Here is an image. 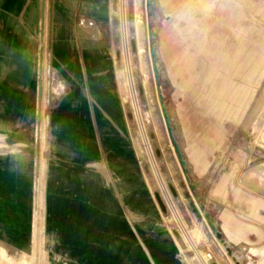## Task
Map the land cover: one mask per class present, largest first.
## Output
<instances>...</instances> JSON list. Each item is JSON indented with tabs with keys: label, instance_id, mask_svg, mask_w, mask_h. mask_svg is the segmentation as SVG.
<instances>
[{
	"label": "rangeland",
	"instance_id": "rangeland-1",
	"mask_svg": "<svg viewBox=\"0 0 264 264\" xmlns=\"http://www.w3.org/2000/svg\"><path fill=\"white\" fill-rule=\"evenodd\" d=\"M53 1L37 0L36 5L30 7V2L24 9V11L33 10L32 19L29 22L24 21L27 29L36 30V25L31 21H35L38 15H40V24L39 33L36 35L39 50L31 36L27 35L24 40L25 51L29 53L25 56V63H36L39 91H36L34 82L25 79L23 96L25 100L32 102L39 100L36 108V112H39V137L40 134L45 133L43 134L45 143L39 141L42 159L40 158L38 165L39 175L31 232L37 226L34 225V217L37 213L36 197L39 194L46 195L42 186V171L43 154L47 151V139L51 133L47 121L51 114L60 111L53 108L64 95L66 88L62 74L56 69L59 61L50 58L55 30L52 18ZM206 2L212 3V6L207 8L204 5ZM104 3L105 5L108 3L113 12L111 18L104 19V25L107 26L106 37L110 36L111 41L82 40L83 62L93 61L86 55V52L91 53L85 44L87 43L94 45L99 54L104 56L115 54L117 68L124 69L127 66L126 72L128 70V77L132 79L130 86L133 97L130 91L123 93L125 99L123 106L132 139L131 153L142 165L144 175L154 190L161 213L168 215V210H171L176 214V205L189 228L200 226L206 239L194 242L187 238L188 240L185 241L189 248L194 245L202 252L208 249L213 257L211 264H218L216 259L219 255L229 264L231 262L227 257H230L235 264H243V261L246 264L247 259L239 261L238 257L245 254L248 248H259L264 244V240L248 245L242 232L238 233L231 242L225 243L222 235L221 237L214 235L215 239L210 243L208 241L212 226L220 232L222 224H228L242 231L245 223H251L264 233V226L247 219L245 211V201L250 197L264 203V188L256 185V181L248 183L246 179L248 171L257 166H264V73L260 72L257 73L259 77L255 76V80L256 78L258 80L253 82L249 89L251 96L249 101H241L238 104L240 106L238 111L233 110L221 116L209 106L210 83L199 80L196 73L201 72L202 69L205 72L210 65H213L214 69L223 75L226 71L222 59L216 61V58L234 52L239 42L245 47V51L258 52L257 57L264 54L260 53L264 47V0H139L138 9L141 19L137 22L133 0H104ZM85 5L86 3L83 7H86ZM124 7L125 11H123ZM89 8L91 7H87ZM97 15L102 16L99 10ZM136 29H141L142 32L140 35L144 46L142 62L136 53L138 38L135 36ZM203 34L207 39L205 47L210 53L194 45L195 40L200 39ZM75 45L76 41L72 39L66 48L60 47L68 52L67 55L63 54L65 59L72 60ZM192 60L196 63L194 70L191 71L189 67ZM143 72L147 76L145 82H143ZM233 78L236 82L240 81L238 77ZM33 107L35 105L25 106L24 109L31 111ZM24 127L29 128L31 125L25 121ZM58 127L55 132L62 135ZM62 130L64 132L67 129ZM261 130L262 137L259 143L257 137ZM66 134L65 137H71L70 134ZM144 143L147 146V153L144 150ZM2 146L6 148L4 139L0 136V148ZM150 166L161 181L159 188L153 187L154 177ZM248 175V180L256 176L254 172H249ZM259 186L261 189L258 188ZM72 198L80 201L66 217L72 229L79 230L81 226L90 224H95L97 231L102 229L101 225L106 223V216L74 215L76 211L94 212L90 210V205H93V195L85 198L72 196ZM115 198L122 207V200L116 196ZM40 212L43 216L40 223L44 224V210ZM258 213L264 216V209L259 208ZM176 217L182 225L179 216ZM130 218H134V215ZM172 223L169 222L170 225ZM173 224L171 225L173 239L179 247L184 248L185 243L183 239L178 238L176 225ZM177 226L180 228L182 238L184 226L182 228ZM46 231L45 226L40 233L42 238ZM249 237L255 239L254 234ZM48 240L46 239V243L41 244L40 247L34 240L32 241L29 251L32 264H54L52 259L58 261L55 264L61 262L59 259L66 262L64 264H72L60 252L51 256L48 251L53 241ZM97 240L100 242L86 248V256H88L87 260L84 259L86 264L139 263L132 249L124 257L119 252L122 247L116 242L107 243L99 237L95 238V241ZM205 243L208 246L216 243L217 252L206 248L208 246ZM218 244L223 249L227 248L229 254H226ZM71 248L75 249L76 259H79L81 247ZM105 249L110 250V253L105 252ZM174 254L177 260L173 259V261L182 264L177 258L178 251ZM105 258L110 259L109 263ZM252 262L256 264L257 259L253 258Z\"/></svg>",
	"mask_w": 264,
	"mask_h": 264
},
{
	"label": "crops",
	"instance_id": "crops-1",
	"mask_svg": "<svg viewBox=\"0 0 264 264\" xmlns=\"http://www.w3.org/2000/svg\"><path fill=\"white\" fill-rule=\"evenodd\" d=\"M31 1L0 0V136L6 145V148L0 151V238L17 247L24 246L31 237L33 204L39 175L38 165L42 155L39 144V112H36L39 100L36 99L32 102L25 100L23 96L25 79L34 82L36 91H39L36 63H25V56L29 55L25 51L24 45L27 35L33 38L35 46L39 50L36 35L39 33L40 15L36 17L35 21H31L36 25L35 31L27 29L23 20V11ZM82 3H86L85 6H92L95 10L105 6L104 0H74L72 10L64 9L66 14L64 12L63 34L76 41L75 55L79 63L75 64L72 60L69 64L60 61L56 66V69L62 74L67 88L53 108L61 112V125L58 127V131H61L62 135L59 138L57 154L51 153L49 145L43 154L42 186L47 199L49 198V201L52 200V203L54 201L57 204L69 201L72 196L85 198L91 194L102 197L104 194L112 193L120 198L122 192H130L131 168L144 173L142 165L136 159L135 163L131 165V139L129 126L125 120L124 106L119 96L117 97L116 84L108 80L112 70L109 69L106 72L103 68L96 71L95 93H92L90 83H88L90 76H88V69L83 62L84 47L81 41L104 42L107 39L110 42L111 40L110 36L106 37L107 26L104 25L102 17L91 15L86 11V7L83 11ZM204 5L210 8L212 3L206 2ZM15 10L17 13L14 12ZM79 30L82 32L80 33ZM206 40V36L203 34L200 39L195 40L194 45L210 53L205 47ZM63 52L64 55L68 54L67 51ZM260 53H264V47ZM257 54L256 51H245V47L239 42L234 52L216 58V61L222 59L223 68L226 71L223 75L216 71L213 65H210L205 72L202 69L201 72L196 73L199 80L210 83L211 93L208 96V103L212 109L217 111V115H225L233 110L238 111L240 108L238 104L241 101L248 102L251 98L249 89L252 83L258 80V78L255 80V76L259 77L257 73H264V69H262L264 54H260L259 57ZM195 63L194 60L190 62L191 71L194 70ZM93 65L94 63L90 64L94 68L96 65ZM233 77H238L240 81H234ZM33 105L35 107L31 111H25V106ZM107 113L110 114L107 115ZM25 121L31 127L25 128ZM63 128L67 130L63 132ZM67 132L71 134V137H65ZM114 175L123 181L121 183L123 189H119L112 182ZM95 181H100V184H93ZM245 205L246 218L264 226V216L258 213L259 208L264 209V203L254 198L251 200L250 197L245 201ZM71 211V209H67L62 212H54L57 218L52 219L51 232L56 231L54 234L58 235V242L69 249L81 247L79 255L82 257L80 256L79 259H86V248L100 242V240L95 241L97 237L107 243L116 242L122 247L119 251L120 255L126 256L131 249V240H136L140 235L138 231L131 228L129 222L127 224L125 220L117 217L124 216L127 219L129 215L123 204L120 209L112 213L102 210H91L94 212L83 210L74 213V215L81 216H106V223H103L102 229L98 231L95 224L81 226L79 230L72 229L66 219ZM57 222L59 223L57 224ZM250 224H244L242 231L224 224V231L220 227L222 228V232L221 229L220 232L224 236L225 232L229 234L233 241L238 233L243 232L244 234L247 230L244 239L250 245L256 239L257 241L264 240V233L257 230L255 224H251L252 226ZM252 232L256 239H250L249 236L253 234ZM252 249L256 251L254 258H264V244L259 248ZM105 252L110 253V250ZM140 262H142L141 259L138 264H141Z\"/></svg>",
	"mask_w": 264,
	"mask_h": 264
},
{
	"label": "bare ground",
	"instance_id": "bare-ground-1",
	"mask_svg": "<svg viewBox=\"0 0 264 264\" xmlns=\"http://www.w3.org/2000/svg\"><path fill=\"white\" fill-rule=\"evenodd\" d=\"M36 1L37 0L31 1L30 7H32L33 4L36 5ZM133 1H134V9H135V21L137 22V21H139L141 19L140 18L141 17L140 16V11L138 9V1L139 0H133ZM83 5L84 4L81 5L82 6L81 9L84 11L85 10V7H83ZM63 7H66L69 10H72L73 7H74V0H54L53 3H52V14H53V17L52 18H53V22H54L53 24H54V29L55 30H54V37H53V42H52V48H51V51H50L51 52L50 53L51 54L50 58H51V60L56 59L59 62L62 61V62H66V63L69 64L71 62H70L69 58H67V59L64 58V55H63L64 52L63 51L65 49L63 50V48L64 47L66 48L69 45L70 40H72V39H70L69 37H67L66 35L63 34L64 33L63 32L64 31V26H65L62 23L64 21V12H65ZM87 7H91L92 8V6H86V9H87ZM91 8L87 9L86 11H88L93 16L94 15H97V10H95L94 8H92V9ZM18 10H19V8H18ZM99 11L102 14L101 17H102L103 20L105 18H111L113 16V12L110 9V6H109L108 3H106V5L104 7H101L99 9ZM123 11H125V7H124ZM14 12L17 13L16 10ZM65 14H66V12H65ZM32 16H33V10L32 9H28V10H25L24 11V21L25 22H29L32 19ZM45 16H44V20H45ZM79 31H80V33L82 32L81 30H79ZM140 35H142L141 29L140 30L136 29L135 30V36H136V38L138 37L136 39V53L138 55V58H139L140 62H142V58H143L142 53L144 52V48H143L144 46L142 45V37ZM85 44L88 46V48H89V50L91 52V53L86 52V55H88V57H90L91 60H93V61H90L89 60V61H86V62L84 61V64L86 65V67L88 69V72H89V75L88 76H90V82H88V83H90V87H91L92 93H95L96 71L99 70V69L102 70L104 68L105 71L107 72V70L110 69L112 71L109 73L108 80L111 81V82H114L116 84V86H117V90L116 91H117V94H118L117 97L119 96L120 101L123 103L125 101V99L123 98V93H125L126 91H130V94L132 95V90H131V86H132V83L131 82H132V79H130L131 77L130 78L128 77V73H127L128 70L126 72V67L127 66H125L124 69L117 68L115 66V63H116V55L115 54H112L110 57L108 55H105L104 56L102 54H99V51L97 50V48L94 45L87 44V43H85ZM61 46H63L62 49L60 48ZM129 52L131 53V51H129ZM71 58H72V62L73 63H75V64H78L79 63L78 62V58L75 56V54L72 55ZM91 63H94V65H96V66L93 68L92 66H90ZM76 66H78V65H76ZM87 79H89V78H87ZM100 79H104V78H100ZM146 79H147V76L143 72V82H145ZM86 89H88V88H86ZM106 95H107V93H106ZM108 97H110V96L108 95ZM117 97H116V99H117ZM132 97H133V95H132ZM99 98H101V97H99ZM99 101H100V99H99ZM104 105H106V104H104ZM17 108H19V107H17ZM60 113L61 112L59 111L58 113L51 114L50 117H49V119H48V121H47L49 123L50 130H51V133L48 135L47 142H48V145L50 147L51 153H53L54 155H56L57 152H58V147H59V143H60L59 138L61 137V135L58 132H55L56 127L61 125V122H60V116L61 115H60ZM108 114H110V113H107V115ZM146 118H148V117H146ZM96 119H98V118L96 117ZM115 119H116V117H115ZM116 121H117V119H116ZM96 122H97V120H96ZM104 123H102V124H104ZM116 124H117V122H116ZM124 125H125V123L123 124V126ZM43 134L45 135V133H43ZM43 134H40V137H39V141L42 144L45 143L44 142V140H45L44 138L45 137H43ZM87 135H89V134H87ZM261 137H262V130L260 132V135L257 137V139L259 138V140H258L259 143H260ZM106 140H108V139H106ZM256 143H257V141H256ZM143 145H144V150L147 153V146H146L145 143ZM3 148H5V147L2 146V148H0V149L2 150ZM130 157H131V165H133L135 163L134 162L135 161V156H134L133 153H131V156ZM150 171L152 172L153 177H154L153 178V183H154L153 184V187L154 188L155 187L156 188L157 187L159 188V186L161 184V181L158 178V176H156V174L153 171V169H152L151 166H150ZM130 172H131L130 192H128V193L127 192H122V195L120 197V199L122 200V203L124 204L125 208L127 209V212H128L127 214H129V215H128L127 219H125L126 217H124V216H117V217L120 218L121 220H125L126 223L129 222V224L131 225V228L133 230H135V231H138L140 233L139 237H137L136 240H133L132 239L131 242H130L131 249L133 250V253L138 257V259H141L142 260V262H140L141 264H143V262H144V264L145 263L146 264H177L175 261H173V259H176V257H175L176 254H174V252H177L178 250H181L182 252H184L185 247L186 248L189 247V245L185 241V239H187V238L189 239L190 238L191 241L196 242V241H200L202 239H206V236L202 233V230H201L200 226H198V225L194 226L193 228H189V226L187 225V223L184 221V218L182 217V213H181V211H180V209H179L178 206L175 205L176 212H177L176 214H174L171 210H168L169 211V214L168 215L167 214H162L161 211H160V209H159V207H158V204H157V201H156V197H155V194L153 192L154 190L152 189V186L149 184L148 179L146 178V176L144 175V173L143 172L141 173V172H139V171H137L136 169H133V168H131V171ZM249 172H254L256 174V176H255L254 179L248 180L249 179V175H248ZM103 176H104V174H103ZM108 177H109V175H108ZM117 177H118L117 175H114L113 176V179H112V182L119 189H121L122 188L121 183L123 181H121V179H117ZM246 179H247V182L248 183H252V182L256 181L255 182L256 185H260L262 188H264V166H257V168H254V169L248 171L247 174H246ZM93 184H95V185L96 184H100V181H95ZM164 184H165V182H164ZM260 186L258 188H260ZM92 195H93V201H92L93 202V205H90V210H99V211L102 210V211L107 212V213L108 212L109 213H112V212H115V211H117L118 209L121 208L120 202L115 198V196L112 193L104 194V195H102V197L101 196H97L95 194H92ZM56 199H55V201H56ZM251 200H252V198H251ZM51 201H49V198L47 199L46 195L41 196V194H39L36 197V201L35 202H36V207H37L36 208L37 209V213H36V216L34 217V225L36 224L37 226H36V228H34V231L31 232V234L33 233V235H31L33 239L30 238L29 241L26 242L24 246L17 247V246H14L12 243H10V242H8V241L0 238V264H32V260L29 257V251H30V247L32 246V241L34 240V242L37 243V246L40 247L41 244L46 243V239H49V240L53 241L51 243V249L48 251L49 254H51V256H53L54 254H58V252H60V253H62L63 257L68 258L66 260L67 261H71L72 264H86L85 260H87V259H85V260L84 259H76V252L74 250L69 249V247L64 246L61 242H58L59 241V238H58V235L57 234H54V233H56L55 230H54L55 231L54 233L51 232L52 219L53 218H55V219L57 218V217H55L54 212H59V211L62 212V211L67 210V209L73 210V209L76 208V206L79 204L80 201L77 198H72V197L69 198V201L61 202V203H58V204L56 202L54 203V201L52 203ZM59 202H60V200H59ZM42 209L44 210V213H45V217H44L45 223L44 224H41L40 223L41 222V219L43 218V216H42V214L40 212ZM131 215H134V218H130ZM177 215L181 219L182 225L178 221V219L176 217ZM59 219H60V217H59ZM169 222H171V223L173 222L174 223V224L172 223L173 226L179 225L181 228L184 226V230L182 228V233H183L182 239H183V242L185 243L184 248L179 247V245L173 239L172 227H171L172 224L170 225ZM58 223L59 222H57V224ZM245 224H247V223H245ZM45 226L47 227V231L45 232L44 238H42L41 235H40V233H41V230L43 229V227H45ZM55 226H56V224H55ZM57 227H58V225H57ZM220 227H222L223 228V231H224V224H222ZM256 229L259 230L258 227ZM1 232H3V231H1ZM221 232H222V229H221ZM245 233H247V230H246ZM245 233H244V235H245ZM214 235L215 234L213 232H211V237H213V239H215V236ZM221 235L224 238L225 243L232 241V239L230 238L229 234H227L226 232H225V236L230 241L224 236L223 233ZM256 241H257V239H256ZM252 242H254V241H252ZM216 243H213V244L211 243V244H209V246H208L207 243H205L208 246L206 248H209V250H211L212 252H215V251L217 252L216 247H215V244ZM247 244L250 245L248 242H247ZM218 245L221 247L220 244H218ZM91 249H93V248H91ZM86 251H87V249H86ZM223 251L226 254H229V252L227 251V248L224 247ZM236 251L239 252V250H236ZM255 252H256L255 249L248 248L245 254H243V252H240L243 255H240L238 257V259H240L239 261H241V259H247V263L246 264H253L252 259L254 258V253ZM123 253H124V250H123ZM108 254L106 253V255H108ZM227 259H228V261L230 260V262H231L230 264H235V262L232 261L230 259V257H227ZM52 260H53V263L54 264L56 262H58L55 259H52ZM105 260H108V258L107 259L105 258ZM216 260H217L218 264H229L224 259V257H221L220 255H219V258L216 259ZM59 261H61L59 264L66 263V262H63L62 259H59ZM109 261H110V259L108 260L107 263H109ZM190 261L191 260L188 257L185 259V262L187 264H192L193 263L192 261L191 262ZM135 262H136V259H135ZM242 263L244 264V261ZM256 264H264V258L257 259V263Z\"/></svg>",
	"mask_w": 264,
	"mask_h": 264
},
{
	"label": "built area",
	"instance_id": "built-area-1",
	"mask_svg": "<svg viewBox=\"0 0 264 264\" xmlns=\"http://www.w3.org/2000/svg\"><path fill=\"white\" fill-rule=\"evenodd\" d=\"M211 232H213L216 235V233L213 231V229L210 231V234H211ZM176 234H177L178 238L181 240L182 238L180 235V228L177 225H176ZM212 239H213V237H211V235H210V240L208 242H211ZM192 247L191 248L185 247L184 252H182L181 250H178L177 258L179 259V261L182 264H187V263H185V259L187 257L191 261H194L196 264H211L212 263L213 257H212L211 252L208 251V249H206V251L202 252V251L198 250L199 248L197 246L195 247L194 245H192ZM191 255H192V257H190Z\"/></svg>",
	"mask_w": 264,
	"mask_h": 264
},
{
	"label": "water",
	"instance_id": "water-1",
	"mask_svg": "<svg viewBox=\"0 0 264 264\" xmlns=\"http://www.w3.org/2000/svg\"><path fill=\"white\" fill-rule=\"evenodd\" d=\"M212 229L216 233L217 237H221V233L217 231V229L214 226H212Z\"/></svg>",
	"mask_w": 264,
	"mask_h": 264
}]
</instances>
